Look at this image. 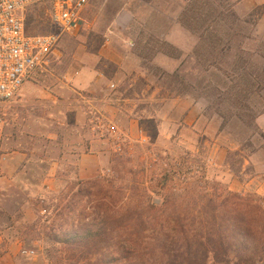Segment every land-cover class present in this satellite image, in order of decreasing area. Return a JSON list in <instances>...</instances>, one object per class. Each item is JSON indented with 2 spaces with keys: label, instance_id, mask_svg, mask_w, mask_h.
Returning <instances> with one entry per match:
<instances>
[{
  "label": "rangeland",
  "instance_id": "obj_1",
  "mask_svg": "<svg viewBox=\"0 0 264 264\" xmlns=\"http://www.w3.org/2000/svg\"><path fill=\"white\" fill-rule=\"evenodd\" d=\"M235 1L90 0L76 32H61L47 22L35 30L57 35L58 43L48 65L25 82L40 84L63 101L72 78L87 67L105 78L93 93L80 92L94 100L107 97L106 102L87 105L83 121L72 108H66L65 115H59L57 130L60 145L70 148L85 136V141L106 151L107 161L89 180L76 178L71 167L61 168L58 182L43 189L33 212L16 216L19 222L14 224L13 235L23 250L34 252V264H68L64 247L50 237L105 212L144 211L169 232L172 216L180 215L189 226L198 212L214 208V197L234 194L264 202V141L260 137L264 133V87L250 97L256 113L251 128L236 120L223 126L214 107V83L221 80L231 85L228 79L236 70L234 52L264 55V20L258 23L263 14L254 26L234 29L229 25V10L234 11ZM37 9L45 13L44 8ZM176 25L185 35L178 34ZM230 29L238 36L234 50H214V35L223 38ZM249 61L257 66L253 74L263 78L264 65L251 56ZM214 64L230 78L219 74L216 79ZM216 87L222 89V85ZM58 88L60 92L54 91ZM18 93L0 102L2 135L9 117L16 132L37 128L34 121L41 112L35 103L11 106ZM190 105L202 107L196 127L183 122ZM93 115L114 125L117 135L101 134ZM5 222L0 214V225ZM20 256L26 258L21 264H33L30 257Z\"/></svg>",
  "mask_w": 264,
  "mask_h": 264
},
{
  "label": "trees",
  "instance_id": "obj_2",
  "mask_svg": "<svg viewBox=\"0 0 264 264\" xmlns=\"http://www.w3.org/2000/svg\"><path fill=\"white\" fill-rule=\"evenodd\" d=\"M38 7L44 8L45 13ZM48 10L47 3L27 10V34H39L35 30L42 22L53 25ZM263 12L264 4L256 6L246 18L229 10V25L252 27ZM228 31L223 38L214 35V50L217 48L220 53L234 50L238 36L231 29ZM246 54L234 52L232 55L236 70L231 78L214 64V77L217 79L222 74L230 78L231 84L227 86L221 80L216 81L217 86L222 85L221 89L214 83V107L217 116L224 121L223 126L236 120L251 128L256 117L250 97L264 87V77L253 74L252 68L257 66L249 60L250 56L258 58L263 66L264 55L260 51L255 56ZM260 137L264 141V133ZM155 207L150 205V208ZM172 221L173 226L166 232L163 225L157 226L144 211L105 212L50 238L64 247L69 255L68 264H264V202L261 200L244 199L234 194L222 199L214 197V208L198 212L191 225L186 226L180 215L172 216ZM146 238L149 240L145 241Z\"/></svg>",
  "mask_w": 264,
  "mask_h": 264
},
{
  "label": "crops",
  "instance_id": "obj_3",
  "mask_svg": "<svg viewBox=\"0 0 264 264\" xmlns=\"http://www.w3.org/2000/svg\"><path fill=\"white\" fill-rule=\"evenodd\" d=\"M263 4L264 0H236L234 11L244 16L256 6ZM263 20L264 13L258 23ZM176 27L179 35H185L179 25ZM168 41L180 50L186 51V47L181 44L171 39ZM102 56L109 60L114 59L107 54ZM115 62L119 63L116 59ZM104 79L102 73L87 67L86 70L79 72L77 77L72 78V87L69 89L68 96L73 97L67 96L68 98L59 101L44 86L24 82L16 99L11 101V106L27 107L35 103L41 114L35 117L36 129L34 126H29L25 130L16 132L11 125L12 117H9L7 128L3 130V135L0 133V139L2 138L0 142V214L6 218V222L0 225V264H21L26 259L20 256L23 250L22 245L13 235L14 224L19 222L16 216L29 215L33 212L34 204L42 198L43 189L49 190L58 182L61 168L71 167L76 178L89 180L105 166L106 151H101L91 141H85V136L77 138L70 148L62 146L59 143L57 130L59 115H65L66 108L69 110L72 108L71 112L76 115V118L83 121L82 112L87 105H91L93 101L106 102L107 97L94 100L93 98L96 97H84L80 92L93 93ZM54 91L60 92L59 88ZM190 107L183 122L196 127L201 119L202 107L200 105H190ZM13 112V110L10 111V115ZM43 212L44 210L39 213ZM30 258L33 264L36 263L35 256Z\"/></svg>",
  "mask_w": 264,
  "mask_h": 264
},
{
  "label": "built area",
  "instance_id": "obj_4",
  "mask_svg": "<svg viewBox=\"0 0 264 264\" xmlns=\"http://www.w3.org/2000/svg\"><path fill=\"white\" fill-rule=\"evenodd\" d=\"M89 1L0 0V102L13 99L32 74L48 65L58 43L55 34H27V10L34 5L47 3L48 17L53 26L61 32L74 33L81 27L82 14ZM93 119L101 134L117 135L114 125L104 124L96 115H93ZM21 254L29 257L35 255L32 250H22Z\"/></svg>",
  "mask_w": 264,
  "mask_h": 264
}]
</instances>
